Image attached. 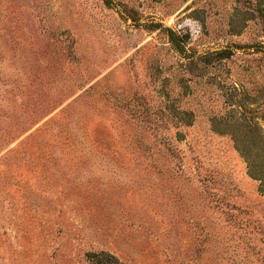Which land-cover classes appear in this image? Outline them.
Returning a JSON list of instances; mask_svg holds the SVG:
<instances>
[{"label":"rangeland","instance_id":"374dc122","mask_svg":"<svg viewBox=\"0 0 264 264\" xmlns=\"http://www.w3.org/2000/svg\"><path fill=\"white\" fill-rule=\"evenodd\" d=\"M259 127L264 0H0V264H264Z\"/></svg>","mask_w":264,"mask_h":264},{"label":"trees","instance_id":"16d2710c","mask_svg":"<svg viewBox=\"0 0 264 264\" xmlns=\"http://www.w3.org/2000/svg\"><path fill=\"white\" fill-rule=\"evenodd\" d=\"M221 57L227 56L226 51L216 53ZM253 117V116H252ZM246 130V129H245ZM246 132V131H245ZM236 149L244 158L248 173L259 181V190L264 192V130L259 127V133L255 137L241 136L233 137ZM90 264H121L119 260L110 253L90 252L87 253Z\"/></svg>","mask_w":264,"mask_h":264}]
</instances>
